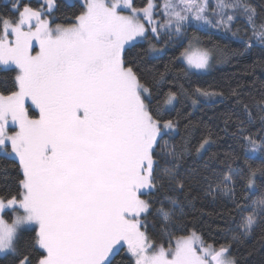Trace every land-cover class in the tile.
Wrapping results in <instances>:
<instances>
[{
	"label": "snow or ice",
	"instance_id": "1",
	"mask_svg": "<svg viewBox=\"0 0 264 264\" xmlns=\"http://www.w3.org/2000/svg\"><path fill=\"white\" fill-rule=\"evenodd\" d=\"M66 6L78 11L65 24L54 23L56 0L22 10L14 3L15 19L0 18V64L16 71V90L0 92V152L19 169L17 194L0 197V253L13 254L15 264H115L121 253L129 264H237L233 244L264 234V185L258 183L264 178V100L252 105L261 128L249 131L257 116L243 104L245 119L232 134L243 166H233L241 157L230 152L222 171L199 177L206 196L231 204L230 217L237 214L232 243H208L183 226L178 199L143 197L165 188L183 195L186 183L196 180L181 178L182 152L165 140L178 121L164 119L162 109H172L181 96L211 101L223 93L201 87L189 93L177 83L176 91L170 88L157 101L145 82L151 70L140 65L144 56L163 51L151 34L157 43L164 37L165 46L187 40L173 58L184 64L174 70V80L207 72L214 58L198 35H187L191 21L197 30L231 31L242 16L248 45L264 46V12L251 0H212L211 7L209 0H146L140 8L133 0H66ZM142 41L148 42L143 55H130ZM168 71L165 66V72L151 74L152 82L158 87ZM28 101L39 110L36 118ZM210 143L211 136L205 137L197 151ZM252 159L261 164L253 167ZM9 171L0 166V176ZM6 210L14 213L11 222ZM153 214L167 246L148 235L146 218Z\"/></svg>",
	"mask_w": 264,
	"mask_h": 264
},
{
	"label": "trees",
	"instance_id": "2",
	"mask_svg": "<svg viewBox=\"0 0 264 264\" xmlns=\"http://www.w3.org/2000/svg\"><path fill=\"white\" fill-rule=\"evenodd\" d=\"M59 5L58 10L53 11L54 23H69L66 19L76 8L66 6V0H56ZM78 3L79 0H71ZM28 5L33 8H39L45 3V0H0V18L15 19L17 13L13 9V4ZM134 6L140 8L145 6L146 0H133ZM160 4L161 0H155ZM251 3L257 8L258 12H264V0H251ZM159 8L156 12L159 13ZM159 16V15H157ZM248 25L243 17L237 18L232 25L231 34H223L212 28L197 30L194 24H189L186 33L191 36L193 33L198 35L204 42V46L211 50L213 55L212 69L207 73H189L186 79L179 82L173 79L174 70L183 68L182 62L175 61L173 58L179 56L180 51L187 44V40L180 43H173L165 46V38L162 37L159 43L149 34V40L156 43V46L165 47L164 51L144 56V63L140 65L141 69L151 70V74L165 72V66H168V73L164 81L160 82L158 87L152 82L151 74L145 80L148 86L156 94L157 101L162 100L165 93L171 90H177V83L183 84L184 88L190 93L195 87L212 89L223 93V96H217L211 101L202 97L181 96L180 102L175 104L172 109H162L164 119H173L178 121L176 131L167 140L175 146L178 152H182L178 161L181 178L195 176L196 180L192 183H186L183 195L173 194L165 188L162 192H153L143 198L149 200H163L166 195L172 196L180 201L181 207L177 215L182 217V224L187 230H196L208 243L225 244L232 243L230 237L235 229L233 217L237 214L233 211L229 216L231 204H225L222 201L214 200L205 195L206 183L199 179L200 176H209L210 171H222V162L225 160V154L235 152L240 156V161L236 166H243V156L237 140L232 135L237 132L236 122L245 119L243 104H248L250 110L257 119L252 125H247L249 131L257 132L261 128L258 118V109L252 107L254 101L264 100V89L254 87L245 83L248 63L245 61L249 52V45L246 41V32ZM232 32H237L236 36ZM255 52L264 63V46L253 44ZM148 48V42H138L136 47L131 50L130 55L141 54ZM16 75L14 65L0 64V81L8 84L7 89L0 86V92L8 94L15 91L12 86V80ZM158 78V77H157ZM235 90L236 94H233ZM192 99H197L198 103L193 105ZM242 102V103H241ZM249 134L248 132L245 135ZM211 136L212 143L200 150V143L205 137ZM248 163L253 167L261 164L259 159L249 160ZM0 166H7L10 171L7 178L0 176V197H9L17 194L18 186L16 178L19 175V169L15 160L5 159L0 153ZM258 183L264 185V178L258 179ZM260 195L257 191L253 198ZM243 203V201H242ZM159 206L158 204L156 205ZM14 213L7 210L4 218L11 222ZM148 224V235L156 244L167 245V237L159 232V222L157 217L149 215L146 218ZM175 235L186 234V232H175ZM231 255L236 259L237 264H264V234L257 232L252 237L241 243H234L231 249ZM0 264H15L13 254L0 256ZM115 264H129L128 256L121 253L116 257Z\"/></svg>",
	"mask_w": 264,
	"mask_h": 264
},
{
	"label": "rangeland",
	"instance_id": "3",
	"mask_svg": "<svg viewBox=\"0 0 264 264\" xmlns=\"http://www.w3.org/2000/svg\"><path fill=\"white\" fill-rule=\"evenodd\" d=\"M209 4L211 7L212 6V0H209ZM241 17L242 16H240L239 18H241ZM160 18H161L160 16H157V19H160ZM191 23L194 25L196 24L195 21H191ZM207 28H212V27L208 26ZM212 29L217 30L218 32H221L225 35L231 34V31H227L223 28H212ZM159 48H162L163 51L165 50V47H159ZM37 51H39V45L36 41H34L33 42V54H35V52H37ZM245 61L248 63V69H247V75L245 78V83L250 84L254 87L260 88V89H264V63H262L260 61V58L256 54L254 45L249 46V52L247 53ZM211 69H212V67L207 72H209ZM207 72H204V73H207ZM33 109H35L36 111L39 112L38 108H36L35 105H33ZM33 118H36V117H33ZM15 130H16L15 125L10 124L9 125V131L12 132ZM0 153L2 154V152H0ZM28 227L30 228L31 226H28ZM165 246H167V245H165ZM6 254H8V253H0V256H4Z\"/></svg>",
	"mask_w": 264,
	"mask_h": 264
},
{
	"label": "flooded vegetation",
	"instance_id": "4",
	"mask_svg": "<svg viewBox=\"0 0 264 264\" xmlns=\"http://www.w3.org/2000/svg\"><path fill=\"white\" fill-rule=\"evenodd\" d=\"M27 106H28V109H29V114H31L33 117H37L39 112L36 111L35 109H33V105L31 103V101L27 102Z\"/></svg>",
	"mask_w": 264,
	"mask_h": 264
}]
</instances>
